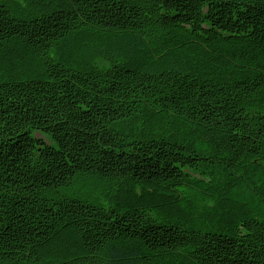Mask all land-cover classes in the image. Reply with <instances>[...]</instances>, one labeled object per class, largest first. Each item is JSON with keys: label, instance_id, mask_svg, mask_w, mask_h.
<instances>
[{"label": "trees", "instance_id": "obj_1", "mask_svg": "<svg viewBox=\"0 0 264 264\" xmlns=\"http://www.w3.org/2000/svg\"><path fill=\"white\" fill-rule=\"evenodd\" d=\"M0 264H264V0H0Z\"/></svg>", "mask_w": 264, "mask_h": 264}]
</instances>
